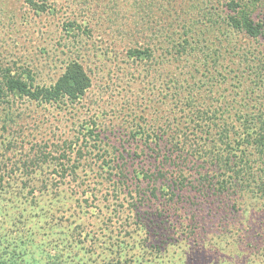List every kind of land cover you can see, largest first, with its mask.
Wrapping results in <instances>:
<instances>
[{
    "label": "trees",
    "instance_id": "1",
    "mask_svg": "<svg viewBox=\"0 0 264 264\" xmlns=\"http://www.w3.org/2000/svg\"><path fill=\"white\" fill-rule=\"evenodd\" d=\"M136 1L147 10L150 21L155 19L153 9L160 11L158 23L145 24L150 31L148 39L130 42L125 52V63L136 68L135 80L143 84L138 88L139 95L134 96L140 102H150L148 108L153 110L154 120L140 116V120H134L136 123L127 128L124 134L127 139L118 137L120 144L115 146L100 137L103 130L99 114L83 118L77 134L88 144L85 146L91 148L86 152L85 160L90 158L87 166L79 162L70 166V171L65 165L70 161L66 153L70 152L60 155L66 163L56 160V166L50 171L56 177V182L51 183L55 188L49 189L51 207L46 211L34 207L30 211V221L36 230L28 226L20 236L12 237L0 225V264L16 257L22 259L27 244L40 248L46 242L55 247L56 253L52 257L48 255L45 264H156L157 258L151 257L149 250L159 253L161 240L147 238L145 225L139 220L134 222L138 246L130 248L132 253L135 248L139 250L136 260L128 261L121 244H108L103 238L105 233L107 236L113 234L116 225V222L110 225L109 220L101 221L109 207L108 190L112 198L118 194L121 201L127 202L126 206H131L129 201L132 200L136 203L161 197L166 199L165 206L178 197V191L193 188L208 195L206 200L213 203L220 204L224 199L231 201V206H222L223 210L234 212L242 208L244 198L254 201L251 208H255L256 201L261 203L259 209H264V0H188L192 8L179 6L177 0ZM24 3L35 16L52 13V6L44 1L24 0ZM84 31L70 17L61 22L62 35L55 41L53 53L60 64V72L50 84L42 83L39 80L41 70H35L27 61H0V137L6 134L1 142L5 149H12L10 124L18 125L16 116L23 115L26 109L35 106L44 111L52 107L69 111L80 104L83 108V101L93 86L80 56L79 36ZM103 53L107 59H115L110 50ZM38 54L51 59L45 47H38ZM161 105L166 109L160 111ZM75 118L79 119L77 114ZM129 142L135 144V148H130ZM68 145L71 144L64 142L57 148L72 150ZM137 149L141 150L140 154L136 153ZM147 154L156 160L151 163L156 175L148 165L131 162L134 157ZM34 161L36 159L29 162L33 164ZM185 162L194 165L190 166L195 168L194 174L191 175ZM25 163L28 164L26 160ZM92 163L97 170L92 182L94 188L89 190L87 175ZM4 165L0 171V186L6 178L18 182L20 168L34 171V166H24V162L19 168L16 162L14 166ZM79 168L83 178L77 176ZM41 181L47 183L45 178ZM105 181L111 188H105L103 204L95 206L92 197L104 192L95 185ZM143 183L145 187L141 186ZM8 184L6 194L13 188L20 193L27 188L25 199L33 194L34 188L24 181L21 185ZM3 194L0 191V207L2 203L5 211L9 204L3 203ZM220 207L218 205V210ZM95 210L101 228H85L83 219ZM58 213L61 215L54 217ZM53 218L59 222V218L65 219L69 226L60 229ZM38 220L43 221L44 226L36 228ZM53 227L58 229L57 239L49 234ZM181 227L186 228L184 231L191 229L188 225ZM246 228L247 232L250 228ZM38 230L43 239L35 244L34 232ZM247 237L250 241L247 247L253 252L262 250L252 247L259 243H255L252 236ZM149 242L152 246H147ZM73 248L83 251L90 259L92 251L99 254L94 253L92 262V259L84 260L70 254ZM67 249L70 250L65 255Z\"/></svg>",
    "mask_w": 264,
    "mask_h": 264
},
{
    "label": "rangeland",
    "instance_id": "2",
    "mask_svg": "<svg viewBox=\"0 0 264 264\" xmlns=\"http://www.w3.org/2000/svg\"><path fill=\"white\" fill-rule=\"evenodd\" d=\"M36 1L50 4L52 13L38 17L31 12L24 0H0V61L6 62L10 59L27 61V64L33 66L35 70H41L39 80L44 84H50L54 76L60 72V64L58 60L55 61L57 57H54L53 54L54 43L62 35L60 32L61 22L70 17L85 30V33L81 34L80 32L79 36L80 56L84 68L91 76L93 86L83 101V108L80 104L74 110L69 111L53 107L44 111L42 108L32 106L33 108L26 109L23 115L16 116L19 126L14 125V122L10 124L14 130L9 129L12 139L10 151L5 149L4 145L1 146L2 139L6 138V134L4 137H0V171H3V164H5L4 166H14V162L18 168L22 166V162H24V166H34L33 172L20 168L21 175H18V182L8 181L6 177L1 182L0 191L4 192L5 199L3 203H8L9 208L4 211L1 203L0 225L12 237L13 235L20 236L21 231L27 229L28 226L34 228V224L30 221L31 209L37 207L39 211H46L49 206L51 207L52 198L49 189L55 188L51 183L56 182V177L50 171L53 170V166H56V160L66 163L59 158L62 153L70 152L66 153L70 158L69 163L65 164L67 167L70 168L79 162L80 165L87 166L90 158L85 160L86 152H89L91 148L85 146L88 144L84 143L77 134L83 118L99 114L103 130L100 137L110 144L119 146L118 137L127 139L124 134L128 131L127 128L136 123L133 122L134 120H140V116L147 120L151 118L154 120L155 117L153 110L148 108L151 105L150 102L148 100L140 102L134 96V94L139 95L140 89L138 88H141L143 84L140 80H135L136 68L129 62L125 63V60L127 61L125 52L130 42L137 43L148 39L150 31L147 30L145 24L158 23L160 11L153 9L155 19L150 21V18L147 17V10H143L140 7L141 4L136 0ZM177 3L179 6L192 8L188 0H177ZM38 47H45L51 59L41 57L38 54ZM106 49L110 50L113 56L115 55L113 61L107 59L103 53ZM126 71L133 75L127 74ZM162 109H166V106L161 105L159 110ZM76 114L79 119L75 118ZM22 130L24 131L22 132ZM64 142L71 144L68 147H71L72 150L57 148ZM7 144L11 145L10 142ZM125 144L127 145V142ZM129 144H131L130 148L136 146L131 142ZM140 152V149L136 150L137 154ZM150 156L147 154L142 157H134L131 162L133 164L142 162L144 165H148L149 170L156 175L157 172L151 165V163H156V160L149 158ZM32 159H36L33 164L29 162ZM25 160L28 164L25 163ZM186 165L189 167L191 175L194 174L195 168L191 169L190 167L194 165L191 163ZM91 166L92 169L87 175L90 180L87 186L89 190L94 188L92 182L97 170L95 163H92ZM80 168L76 171L77 176L83 178L81 177L83 171ZM69 170L71 171V168ZM42 178L47 179V183L42 182ZM22 181L34 188L33 194L28 195V199L24 197L25 192L28 191L27 188L21 193L13 188L14 190H10L11 192L6 194L8 183L21 185ZM95 186L103 191L105 188H111L107 181ZM141 186L145 187L146 184L143 183ZM108 191L107 205L109 204V207L107 211H104L101 221L109 220L110 225L112 222H116V225L115 232L108 235L109 237L105 233L103 238L108 244L110 242L121 244L128 261L136 260L139 255L137 248L133 253L130 251L131 247L138 246L139 241H135L138 238L134 233L136 228L134 222L139 220L141 224L145 225L144 230L147 238L161 240L159 253L149 250L152 254L151 257L157 258L156 264H264V209H259L261 203L255 201L254 210L250 207L254 206L251 205V202L253 204L254 201L244 198L242 208H237L232 212L222 208L223 205L231 206V201L224 199L220 204L213 203L206 200L208 195L204 196L200 192L194 191L193 188H185L178 191V197H175L172 202L166 203L165 206L163 203L166 199L163 197L151 201L140 202L137 200L136 203L132 200L129 201L131 206H126L127 202L121 201L118 194L112 198V192ZM104 193L105 191L93 195L95 206L103 204ZM74 197L77 198V196ZM218 205L221 206L219 208L221 211L218 210ZM60 215L61 213H58L54 217ZM97 215L99 214L95 210L85 216L83 219L85 228L92 230L101 228ZM108 215L109 219H107ZM113 215L114 217H112ZM222 216L225 217L222 218ZM39 220L36 228L44 226L43 221L39 222ZM59 220L62 224L53 218V223L58 222L60 229L69 226L65 219L59 218ZM181 225H188V228H191V225L195 226L184 231L186 228H182ZM246 227L250 228L247 232L245 231ZM43 228L46 230L45 227ZM255 231L263 234L259 236ZM38 232L41 233L39 230L34 232L33 242L35 244L43 239L38 235ZM49 234L52 238L57 239L58 229L53 227ZM247 236H252L253 241L259 243L252 247L256 246L262 250L253 252L252 248L247 247L246 244L250 242ZM150 243L147 246H152ZM24 247H26V254L22 255V259L16 257L14 260H8L6 264L12 262L16 264H45L48 261V255L52 257L56 253L55 247L47 242L40 248L29 244ZM59 249L57 248V250ZM69 250L64 251V254L66 255ZM95 251H92V262ZM70 254H76L77 257L84 260L90 259L83 251L78 252L75 248L71 250Z\"/></svg>",
    "mask_w": 264,
    "mask_h": 264
}]
</instances>
